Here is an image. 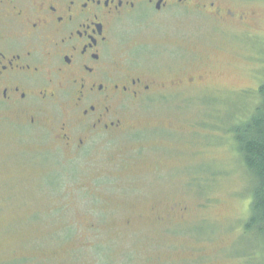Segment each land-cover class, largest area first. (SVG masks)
I'll list each match as a JSON object with an SVG mask.
<instances>
[{
    "label": "rangeland",
    "instance_id": "obj_1",
    "mask_svg": "<svg viewBox=\"0 0 264 264\" xmlns=\"http://www.w3.org/2000/svg\"><path fill=\"white\" fill-rule=\"evenodd\" d=\"M198 1L234 16L177 8L120 26L124 56L136 45L150 71L185 67L200 81L131 105L114 141L69 154L0 124V264L261 261L229 129L264 78V0Z\"/></svg>",
    "mask_w": 264,
    "mask_h": 264
},
{
    "label": "flooded vegetation",
    "instance_id": "obj_2",
    "mask_svg": "<svg viewBox=\"0 0 264 264\" xmlns=\"http://www.w3.org/2000/svg\"><path fill=\"white\" fill-rule=\"evenodd\" d=\"M177 8L234 16L213 1L0 0V124L47 134L69 154L114 141L131 105L200 81L185 67L150 71L136 45L132 57L119 47L123 23Z\"/></svg>",
    "mask_w": 264,
    "mask_h": 264
},
{
    "label": "trees",
    "instance_id": "obj_3",
    "mask_svg": "<svg viewBox=\"0 0 264 264\" xmlns=\"http://www.w3.org/2000/svg\"><path fill=\"white\" fill-rule=\"evenodd\" d=\"M256 99L253 106L242 111L243 115L229 131L250 180L249 214L244 227L264 243V78L257 87ZM262 252L258 264H264V249Z\"/></svg>",
    "mask_w": 264,
    "mask_h": 264
}]
</instances>
